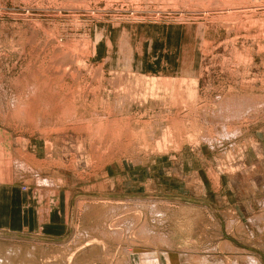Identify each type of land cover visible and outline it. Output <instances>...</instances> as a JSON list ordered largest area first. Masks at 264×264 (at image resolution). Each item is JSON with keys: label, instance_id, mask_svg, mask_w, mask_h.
<instances>
[{"label": "rangeland", "instance_id": "374dc122", "mask_svg": "<svg viewBox=\"0 0 264 264\" xmlns=\"http://www.w3.org/2000/svg\"><path fill=\"white\" fill-rule=\"evenodd\" d=\"M0 130V264H264V0H0Z\"/></svg>", "mask_w": 264, "mask_h": 264}, {"label": "crops", "instance_id": "0c3cea01", "mask_svg": "<svg viewBox=\"0 0 264 264\" xmlns=\"http://www.w3.org/2000/svg\"><path fill=\"white\" fill-rule=\"evenodd\" d=\"M20 156V148L15 144L13 138L9 139L3 131L0 130V230H12L23 226L32 225L36 222L39 214L37 204L35 208V217H28L29 201H36V193L33 190L26 193L22 190L20 177L14 172L13 161ZM15 159V160H14ZM19 163V162H18ZM18 165V164H17ZM21 167V166H20ZM30 223V224H29ZM35 224V223H34ZM24 228V227H23Z\"/></svg>", "mask_w": 264, "mask_h": 264}, {"label": "bare ground", "instance_id": "6f19581e", "mask_svg": "<svg viewBox=\"0 0 264 264\" xmlns=\"http://www.w3.org/2000/svg\"><path fill=\"white\" fill-rule=\"evenodd\" d=\"M16 162V161H15ZM20 166H23L25 169H26V166H25V164L23 163V162H20ZM27 164V163H26ZM41 178V177H40ZM48 181H50V180H48ZM51 182V181H50ZM49 183V182H48ZM53 183H55V181L53 182Z\"/></svg>", "mask_w": 264, "mask_h": 264}]
</instances>
